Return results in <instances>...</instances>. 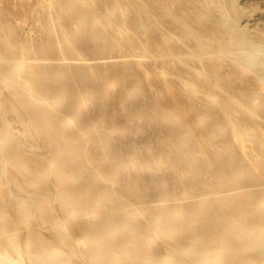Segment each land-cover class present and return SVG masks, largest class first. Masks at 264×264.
I'll return each instance as SVG.
<instances>
[{"label":"rangeland","instance_id":"374dc122","mask_svg":"<svg viewBox=\"0 0 264 264\" xmlns=\"http://www.w3.org/2000/svg\"><path fill=\"white\" fill-rule=\"evenodd\" d=\"M60 1L0 0V264H264V0Z\"/></svg>","mask_w":264,"mask_h":264},{"label":"bare ground","instance_id":"6f19581e","mask_svg":"<svg viewBox=\"0 0 264 264\" xmlns=\"http://www.w3.org/2000/svg\"><path fill=\"white\" fill-rule=\"evenodd\" d=\"M101 1L102 0H86L85 3H83V5H78L74 0L73 1L69 0V1H60L59 3L56 2V4H57L58 9L61 12H63V11L69 12L71 9H77L75 7H78V8H81V7L82 8L83 7L84 8H87V12H89L92 8L94 9L97 6H100L101 5ZM45 95L50 96L51 93L47 91L45 93ZM45 95H44V97H45ZM43 99H45V98H43ZM62 180H63V178H60L59 181L62 182ZM63 188H65V187H63ZM61 196H62L63 199L69 200V199H71L73 197V193L71 191H69L68 189L65 188V189L62 190ZM91 197H93V196H91ZM73 199L74 198H72V200ZM228 204L233 209L232 210V213H234L236 211H239L240 215H244V214L246 215V213H248L249 211L251 212L253 210V200H252V198H251L250 195H246V194L243 195V196H240V197L233 198V199L229 200L228 201ZM220 208H222V207L219 206L218 207V210ZM220 213H221V211H220ZM230 215L231 214L227 213V216H230ZM204 220H207V218L204 219ZM106 223L107 222H104V220H101L100 218H97L96 224L93 226L94 231H92V232H95V230L98 231V230L104 229V227L106 226ZM184 223L185 222H182V224L184 226H186V227L189 226L190 227V231H192V234L194 236L196 235V238H194L195 241H196V252L199 253V254L203 253L204 250H205V245H206L205 244V239L206 238L207 239H210V240H213V239L214 240H218V238H219V235L216 232L210 231L211 230L210 229V225L209 226L207 224L205 226H203L202 224L197 225L196 224L197 222H195L194 220L193 221L191 220L188 223L186 222L185 224ZM185 233H186V231H185ZM9 244H10V247H13V243L12 242H9ZM111 250L112 249H110L108 252L110 253ZM39 252H41V251H39ZM253 252L256 253L257 255L264 256V251H262L260 248H256V247L253 246ZM53 253H54V255H57V254H55L54 251H53ZM53 253H52V255H53ZM42 255L34 256V257L37 258L36 260L39 262V264H63L62 262H59L58 259L55 258V257H53V256L52 257H46V258H44ZM58 256H60V255H58ZM136 260H134V261H136ZM0 262L1 263H7L8 262V257L5 256V255L0 256ZM15 263H17V262H15Z\"/></svg>","mask_w":264,"mask_h":264}]
</instances>
